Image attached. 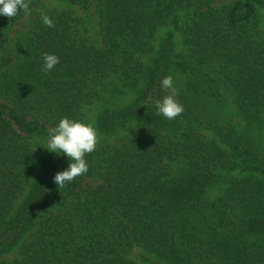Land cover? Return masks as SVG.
I'll use <instances>...</instances> for the list:
<instances>
[{
  "label": "trees",
  "instance_id": "1",
  "mask_svg": "<svg viewBox=\"0 0 264 264\" xmlns=\"http://www.w3.org/2000/svg\"><path fill=\"white\" fill-rule=\"evenodd\" d=\"M25 2L0 16V264H264V0ZM65 116L99 142L59 187Z\"/></svg>",
  "mask_w": 264,
  "mask_h": 264
},
{
  "label": "clouds",
  "instance_id": "2",
  "mask_svg": "<svg viewBox=\"0 0 264 264\" xmlns=\"http://www.w3.org/2000/svg\"><path fill=\"white\" fill-rule=\"evenodd\" d=\"M28 7L25 0H0V16L14 18L18 12L27 10ZM40 17L47 27L54 26L53 19L46 12L41 11ZM42 61V70L50 72L60 63V58L55 53H43ZM160 88L165 94L154 101L156 114L172 120L184 111V105L177 98L178 90L173 77H163ZM98 142L97 130L90 121L65 116L47 130L46 147H43L50 153L63 154L69 161L68 167L58 171L53 177L59 187L88 172L85 157L95 151Z\"/></svg>",
  "mask_w": 264,
  "mask_h": 264
},
{
  "label": "rangeland",
  "instance_id": "3",
  "mask_svg": "<svg viewBox=\"0 0 264 264\" xmlns=\"http://www.w3.org/2000/svg\"><path fill=\"white\" fill-rule=\"evenodd\" d=\"M49 6H52V7H57L59 9H67V7H69L67 4L65 3H59V2H56V1H52L50 4H48ZM16 29H22V26H17ZM93 110V109H92ZM95 110V109H94ZM237 118L234 117V121H236ZM12 255L9 256V258L11 257Z\"/></svg>",
  "mask_w": 264,
  "mask_h": 264
}]
</instances>
